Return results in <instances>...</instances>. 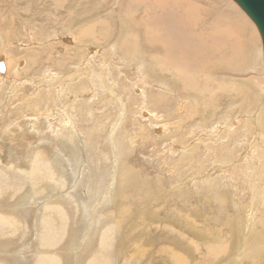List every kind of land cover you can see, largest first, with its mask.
I'll use <instances>...</instances> for the list:
<instances>
[{"label":"rangeland","instance_id":"374dc122","mask_svg":"<svg viewBox=\"0 0 264 264\" xmlns=\"http://www.w3.org/2000/svg\"><path fill=\"white\" fill-rule=\"evenodd\" d=\"M261 46L233 0H0V264H264Z\"/></svg>","mask_w":264,"mask_h":264},{"label":"bare ground","instance_id":"6f19581e","mask_svg":"<svg viewBox=\"0 0 264 264\" xmlns=\"http://www.w3.org/2000/svg\"><path fill=\"white\" fill-rule=\"evenodd\" d=\"M232 2V1H231ZM231 2H230V4H231ZM193 3V2H192ZM197 4V3H196ZM234 4V3H233ZM190 8V7H189ZM192 8V7H191ZM198 11H200V10H198ZM13 14V13H12ZM89 14H91L92 15V13H89ZM195 14V13H194ZM87 17V16H86ZM88 18V17H87ZM91 18V17H90ZM227 20V19H226ZM197 22H198V20H197ZM218 23V22H217ZM227 23V22H226ZM89 24V23H88ZM197 24V23H196ZM230 25V24H229ZM78 26V25H77ZM3 29V28H2ZM1 29V30H2ZM5 29V28H4ZM87 30H89V29H87ZM4 31V30H3ZM2 31V32H3ZM93 31V30H92ZM206 31V30H205ZM256 31V30H255ZM5 32V31H4ZM90 32V31H89ZM212 33V32H211ZM256 33V32H255ZM220 35H222L221 33H219ZM237 34V33H236ZM258 34V33H257ZM257 34H256V37H257V39H259L258 38V36H257ZM13 35V34H12ZM86 35V34H85ZM217 35V34H216ZM238 35V34H237ZM80 37V36H79ZM89 37V36H88ZM220 37V36H219ZM218 37V38H219ZM245 37V36H244ZM213 38V37H212ZM218 38H216V39H218ZM223 37H220L219 39L221 40ZM243 38V37H242ZM31 40H34V38L33 39H31ZM262 40V39H261ZM9 41V40H8ZM7 41V42H8ZM219 41V40H218ZM10 42V41H9ZM245 42V41H244ZM11 43V42H10ZM76 44V43H75ZM91 45L92 44H90V47H89V45H88V51L89 52H87V55L85 56V57H82V59L81 60H83L84 61V63H85V65L86 66H89L90 64H89V62H93V61H90V60H92V59H96V57H97V51H93L92 49H91ZM240 45H241V43H240ZM261 45V44H260ZM114 47V46H113ZM230 47V46H229ZM262 47V46H261ZM93 48V47H92ZM243 48V47H242ZM239 49V48H238ZM95 50H97V49H95ZM99 50V49H98ZM114 50V49H113ZM62 51V50H61ZM101 53V52H100ZM240 53V52H239ZM238 53V54H239ZM240 56V55H239ZM254 58H256V57H254ZM233 59V58H232ZM232 59H231V61H232ZM259 59V62H260V64H261V66L264 68V51H263V47H262V50H261V48L259 49V51H258V56H257V60ZM80 60V61H81ZM255 60V59H254ZM5 60H3L2 59V63H4V66H5V73H0V84L4 81V79H6V73H7V71H8V63L7 62H4ZM7 61V60H6ZM203 61V60H202ZM201 61V62H202ZM36 62V61H35ZM79 62V61H78ZM82 62V61H81ZM81 62H80V66H79V69H82V64H81ZM102 62V61H101ZM205 62V61H204ZM225 62V61H224ZM256 62V61H255ZM27 63V62H26ZM100 63V62H99ZM203 63V62H202ZM228 63V62H227ZM230 63V62H229ZM228 63V64H229ZM101 64V63H100ZM103 64H105V62H103ZM102 64V65H103ZM106 65V64H105ZM255 65V64H254ZM84 66V65H83ZM202 67V66H201ZM232 67V66H231ZM86 68V67H85ZM261 67H259V69H260ZM107 69V67L106 66H104V67H102L101 68V70H100V72H101V75H100V77H103L104 78V75H105V70ZM201 69H203V68H201ZM200 69V70H201ZM85 70V69H84ZM64 71V70H63ZM196 71V70H195ZM197 71H199V69L197 70ZM196 71V72H197ZM248 71H250V69L248 70ZM252 72H253V69H252ZM239 73H241V72H239ZM5 74V75H4ZM201 74V73H200ZM181 75V74H180ZM253 76V75H252ZM188 77V76H187ZM46 78L47 79H52V81L54 80L55 81V83H53V84H55L54 85V90H56V92H57V94L56 95H58V94H66L67 95V97L68 96H70V99H72L73 100V96H71L70 95V89L68 88V87H65V86H62L61 85V80H62V78H61V76H60V74H57V73H55V72H50V73H48V75H46ZM45 78V79H46ZM101 79V78H100ZM49 80V81H50ZM57 80H60V81H58L57 82ZM79 80V79H78ZM48 81V80H47ZM33 82H34V80H33ZM97 82V81H96ZM192 82H193V80H192ZM207 82V81H206ZM32 83V82H31ZM57 83V84H56ZM98 83V82H97ZM103 84V83H102ZM197 83H194L193 84V88H194V85H196ZM2 86H3V84H1ZM104 85V84H103ZM147 85V84H146ZM190 86V85H189ZM199 86V85H198ZM259 86V85H258ZM263 85H261L260 86V91L262 92V93H264V86L262 87ZM99 87V86H98ZM87 88L90 90V91H92V90H95V88L93 87V86H91V87H89V86H87ZM195 88H197V86H195ZM101 89H103V90H106L107 91V88L105 87V85L104 86H102L101 87ZM189 90H190V88H189ZM193 90V89H192ZM235 90V89H234ZM50 91H52V89L50 90ZM104 92V91H103ZM220 92H222V91H220ZM219 92V93H220ZM240 92V91H239ZM53 93V92H52ZM113 93V92H112ZM234 94H235V92H234ZM54 95V94H53ZM94 96V95H93ZM55 97V96H54ZM61 97V96H60ZM55 99V98H54ZM261 99H262V97H261ZM261 99H259V101L261 100ZM64 100V99H63ZM53 101V100H52ZM60 101V100H59ZM58 101V102H59ZM66 102V101H65ZM210 103V102H209ZM54 104V103H53ZM58 105V104H57ZM212 106V105H211ZM55 108H56V106H55ZM57 109V108H56ZM55 110V109H54ZM53 110V111H54ZM237 110V109H236ZM52 112V111H51ZM55 112V111H54ZM199 113V112H198ZM55 113H53V115H54ZM197 114V113H196ZM191 115V114H190ZM259 119H258V117H256V119H255V122L256 121H258ZM239 121V120H238ZM235 123V122H234ZM240 123H242V122H240ZM72 124V121L70 120L68 123L66 122V126L67 127H69V129H71L73 132H74V138L73 139H76V140H78V141H80V150H81V152H83V149H84V144L81 142V139H80V137H79V131H77V129L73 126V125H71ZM237 126H238V124H237ZM237 126H236V128H237ZM258 126V125H257ZM66 128V127H65ZM254 130H256V129H254ZM195 131V130H194ZM222 131V130H221ZM235 131V130H234ZM206 133H207V131H206ZM250 133V132H249ZM259 133H261V131L259 130ZM258 133V134H259ZM204 134V133H203ZM252 134V133H251ZM256 135V134H255ZM253 136V135H252ZM264 136V135H263ZM191 137V136H190ZM244 139H247L248 137L246 136V134H244ZM197 138V137H196ZM202 138V137H201ZM250 139V136H249V138L247 139V140H249ZM204 140V139H203ZM245 141V140H244ZM249 144V143H248ZM262 144V143H261ZM198 145V144H197ZM221 145V144H220ZM262 145H264V144H262ZM193 146V145H192ZM206 146H207V144H206ZM79 147V146H78ZM200 147V146H199ZM221 147V146H220ZM250 147V146H249ZM248 147V148H249ZM189 149V148H188ZM177 150V149H176ZM213 150H214V148H213ZM212 150V151H213ZM185 151V150H184ZM215 151H216V149H215ZM214 152V151H213ZM220 152V151H219ZM216 153H217V151H216ZM193 154H194V152H193ZM220 154V153H219ZM115 155H117V154H115ZM194 157V156H193ZM193 157H192V159H193ZM212 157V156H211ZM223 157V156H222ZM195 159H196V157H195ZM194 159V160H195ZM219 159V158H218ZM223 159V158H222ZM217 160V159H216ZM242 163V162H244V161H239V163ZM238 163V164H239ZM240 163V164H241ZM245 163V162H244ZM214 164H215V162H214ZM239 164V165H240ZM216 165V164H215ZM217 165H218V163H217ZM241 166H242V164H241ZM240 166V167H241ZM239 167V168H240ZM242 168V167H241ZM217 169H218V167H217ZM220 169V168H219ZM223 169V168H222ZM214 170V169H213ZM212 170V171H213ZM241 170V169H240ZM219 171V170H218ZM223 171V170H222ZM224 172V171H223ZM219 173V172H218ZM222 177V176H221ZM225 183H226V179H225ZM252 183V182H251ZM247 191H245V193H246ZM248 194H250V193H248ZM242 196V195H241ZM262 195H260V197H261ZM239 197V196H238ZM244 197V196H243ZM259 197V198H260ZM241 198V197H240ZM246 198V197H245ZM233 199H236V198H233ZM238 199V198H237ZM253 199H254V196H253ZM263 201H264V199H263ZM235 203V202H234ZM248 203V202H247ZM246 203V204H247ZM252 203H254L253 201H252ZM243 205L245 204V202L244 203H242ZM251 205V204H250ZM250 205L249 206H244V209L243 210H236L237 212H244V213H246L247 214V219L245 218V222L247 223V225H243L242 227L244 228V235L246 236L247 234H248V230H249V225H248V222L250 221V220H252V219H254V217H252L253 216V210H252V208H250ZM241 208V207H240ZM243 208V207H242ZM250 208V209H249ZM243 215H245V214H243ZM233 218H235V220H236V222H237V224L238 225H240V224H245V222L243 223V221H241L242 220V218L240 219V217L237 215V214H235V215H233L232 216ZM245 217V216H244Z\"/></svg>","mask_w":264,"mask_h":264},{"label":"water","instance_id":"95a60500","mask_svg":"<svg viewBox=\"0 0 264 264\" xmlns=\"http://www.w3.org/2000/svg\"><path fill=\"white\" fill-rule=\"evenodd\" d=\"M248 18L255 24L262 39L264 51V0H233ZM5 72L4 63L0 62V73Z\"/></svg>","mask_w":264,"mask_h":264}]
</instances>
